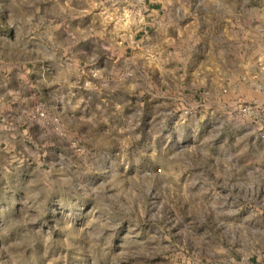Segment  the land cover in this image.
Returning a JSON list of instances; mask_svg holds the SVG:
<instances>
[{
  "label": "rangeland",
  "instance_id": "374dc122",
  "mask_svg": "<svg viewBox=\"0 0 264 264\" xmlns=\"http://www.w3.org/2000/svg\"><path fill=\"white\" fill-rule=\"evenodd\" d=\"M175 8L142 49L141 0H0V52L63 97L0 121V264H264V126L239 112L264 107V0Z\"/></svg>",
  "mask_w": 264,
  "mask_h": 264
},
{
  "label": "crops",
  "instance_id": "0c3cea01",
  "mask_svg": "<svg viewBox=\"0 0 264 264\" xmlns=\"http://www.w3.org/2000/svg\"><path fill=\"white\" fill-rule=\"evenodd\" d=\"M175 3L176 0H141V8L145 15L140 16L142 19L141 26L134 32V43L137 46L141 45L143 49L147 44L145 40L156 29L166 32L173 30V26L177 25L182 17L179 16L181 14L180 8H175ZM166 7L168 9L165 10ZM182 15L185 28L189 22L185 20L187 19L185 11L182 12ZM116 27L114 26V29L111 30V34L118 35ZM122 46L127 48V43L125 45L124 40L118 41L117 36L111 39V48L119 47L121 49ZM47 54L45 53V57H43L45 63H50L56 67L61 65L62 58L57 52L52 53L50 57ZM17 57L15 52L7 54L0 52V121L23 129L26 125L25 118H27V110H29L30 105L32 108L38 103L40 108L45 111L49 108L57 111L56 109L61 104L60 99L63 98L59 96V93L62 92V79L57 73L50 76L45 72L32 75L31 71L27 70L22 62L17 60ZM18 59L21 57L19 56ZM0 144H5V142L0 141Z\"/></svg>",
  "mask_w": 264,
  "mask_h": 264
},
{
  "label": "built area",
  "instance_id": "2783aa9c",
  "mask_svg": "<svg viewBox=\"0 0 264 264\" xmlns=\"http://www.w3.org/2000/svg\"><path fill=\"white\" fill-rule=\"evenodd\" d=\"M239 112L241 114L249 115L254 119H257L260 124L264 126V107L257 111H253V109L249 106H241ZM40 116H43V114L41 113Z\"/></svg>",
  "mask_w": 264,
  "mask_h": 264
}]
</instances>
